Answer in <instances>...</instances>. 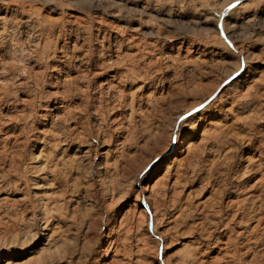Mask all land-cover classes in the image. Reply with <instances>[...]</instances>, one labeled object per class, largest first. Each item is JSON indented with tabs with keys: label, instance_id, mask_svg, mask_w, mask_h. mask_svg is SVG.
<instances>
[{
	"label": "rangeland",
	"instance_id": "rangeland-1",
	"mask_svg": "<svg viewBox=\"0 0 264 264\" xmlns=\"http://www.w3.org/2000/svg\"><path fill=\"white\" fill-rule=\"evenodd\" d=\"M0 264H264V0H0Z\"/></svg>",
	"mask_w": 264,
	"mask_h": 264
}]
</instances>
